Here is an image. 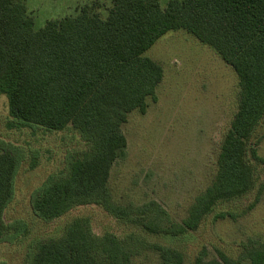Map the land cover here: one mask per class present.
I'll return each mask as SVG.
<instances>
[{"label":"trees","instance_id":"1","mask_svg":"<svg viewBox=\"0 0 264 264\" xmlns=\"http://www.w3.org/2000/svg\"><path fill=\"white\" fill-rule=\"evenodd\" d=\"M111 3L105 19L82 9L35 30L24 0H0V96L6 98L12 119L8 129H27L34 138L38 132L70 128L84 148L66 157L65 166L36 189L30 208L38 221L48 224L78 207L97 206L122 226L166 241L150 244L160 264H187L171 244L196 231L218 206L254 192L258 166L264 164L257 154L264 124V0H168L164 8L157 0ZM179 30L232 68L239 98L210 184L187 216L174 223L154 201L138 207L115 205L108 179L126 152L121 126L131 112L145 113L148 100L156 102L163 78L162 68L144 54L162 36ZM9 145L0 140L3 149ZM40 151L28 164L31 170L40 164ZM19 153L17 158L0 150V243L7 238L4 216L14 197L23 157ZM8 226L15 229L14 238L22 232L19 222ZM125 236L95 235L88 219L75 218L60 236L37 240L29 264H131ZM242 257L249 264H264V243H247ZM192 264L233 262L222 252L206 259L202 250Z\"/></svg>","mask_w":264,"mask_h":264},{"label":"rangeland","instance_id":"2","mask_svg":"<svg viewBox=\"0 0 264 264\" xmlns=\"http://www.w3.org/2000/svg\"><path fill=\"white\" fill-rule=\"evenodd\" d=\"M157 1L164 8L168 0ZM24 3L35 30L49 20L75 16L82 9L105 19L112 5L111 0ZM144 55L162 68L163 78L156 89V102L148 100L145 113L131 112L121 126L126 152L111 167L108 189L115 205L138 207L154 201L172 222L180 223L212 180L222 138L236 112L238 79L209 47L183 30L168 32ZM9 121L6 98L0 96V140L10 144L0 150H9L17 158L19 151L23 152L14 197L5 211L7 238L0 243V264H29L37 240L60 236L75 218L88 219L95 235H126L131 264H160L150 244L166 241L122 226L97 206L78 207L52 223L38 221L30 208L34 192L65 166L66 157L84 149L83 142L70 128L53 134L38 132L31 138L27 129H8ZM259 135L257 154L264 159V124ZM38 149L42 152L40 164L31 170L28 164ZM257 173L254 192L218 206L196 231L171 244L184 254L187 264L202 250L206 259L217 258V252H222L233 264H249L242 257L243 247L251 241L264 243V164L258 166ZM260 187L263 190L254 203ZM221 213L226 216L219 218ZM12 222L22 224V232L15 238V229L8 226ZM131 232L138 237L130 236ZM139 236L144 237V244Z\"/></svg>","mask_w":264,"mask_h":264}]
</instances>
